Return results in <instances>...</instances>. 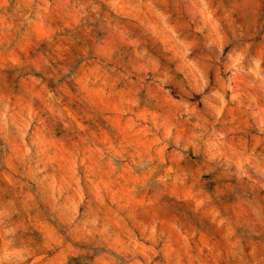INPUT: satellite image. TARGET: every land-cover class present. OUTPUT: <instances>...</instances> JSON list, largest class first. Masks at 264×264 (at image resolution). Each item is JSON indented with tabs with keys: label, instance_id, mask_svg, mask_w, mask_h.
Returning a JSON list of instances; mask_svg holds the SVG:
<instances>
[{
	"label": "rangeland",
	"instance_id": "obj_1",
	"mask_svg": "<svg viewBox=\"0 0 264 264\" xmlns=\"http://www.w3.org/2000/svg\"><path fill=\"white\" fill-rule=\"evenodd\" d=\"M0 264H264V0H0Z\"/></svg>",
	"mask_w": 264,
	"mask_h": 264
}]
</instances>
